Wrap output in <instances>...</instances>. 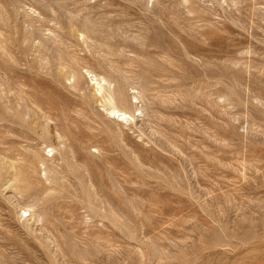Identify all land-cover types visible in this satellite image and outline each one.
<instances>
[{"label":"rangeland","instance_id":"1","mask_svg":"<svg viewBox=\"0 0 264 264\" xmlns=\"http://www.w3.org/2000/svg\"><path fill=\"white\" fill-rule=\"evenodd\" d=\"M0 264H264V0H0Z\"/></svg>","mask_w":264,"mask_h":264},{"label":"bare ground","instance_id":"2","mask_svg":"<svg viewBox=\"0 0 264 264\" xmlns=\"http://www.w3.org/2000/svg\"><path fill=\"white\" fill-rule=\"evenodd\" d=\"M94 78H95V77H94ZM93 80H94V79H93ZM95 81H97V80L95 79ZM103 81H104V80H103ZM104 82H105V81H104ZM105 83H106V82H105ZM101 84H102V83H101ZM98 88H99V87H98ZM100 88H101V87H100ZM102 88H103V87H102ZM126 89H127V88H126ZM99 90H100V89H99ZM99 90H97V92H98ZM102 93H103V92H102ZM136 95H137V94H136ZM145 95H146V94H145ZM104 96H106V95H104ZM133 96H134V95H133ZM142 96H143V95H142ZM134 97H135V96H134ZM115 110H116V109H115ZM115 110H112L111 112H112V113H115V114H119L120 110H119V111H118V110L115 111ZM106 112H107V111H106ZM108 114H109V113H108ZM122 115H124V114H121V113H120V116H122ZM117 116H118V115H117ZM120 116H119V117H120ZM117 119H118V117H117ZM116 122H117V121H116ZM44 164H45V162H44ZM37 216H38V215H37ZM40 219H41V218H40Z\"/></svg>","mask_w":264,"mask_h":264}]
</instances>
